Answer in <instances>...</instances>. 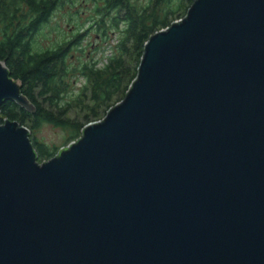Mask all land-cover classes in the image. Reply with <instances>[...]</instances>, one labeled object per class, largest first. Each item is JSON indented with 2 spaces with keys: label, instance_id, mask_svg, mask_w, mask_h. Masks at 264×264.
<instances>
[{
  "label": "water",
  "instance_id": "95a60500",
  "mask_svg": "<svg viewBox=\"0 0 264 264\" xmlns=\"http://www.w3.org/2000/svg\"><path fill=\"white\" fill-rule=\"evenodd\" d=\"M6 100L35 110L0 60ZM0 264H264V0H193L48 160L4 118Z\"/></svg>",
  "mask_w": 264,
  "mask_h": 264
},
{
  "label": "trees",
  "instance_id": "16d2710c",
  "mask_svg": "<svg viewBox=\"0 0 264 264\" xmlns=\"http://www.w3.org/2000/svg\"><path fill=\"white\" fill-rule=\"evenodd\" d=\"M64 1L0 0V60L5 62L11 76L22 82V92L35 105V110L29 112L6 100L0 107V122L8 118L25 125L29 119L26 126L31 132L48 121L70 127L69 138L77 139L84 124L104 117L106 111L124 97L150 34L181 18L193 0H177L175 7L170 5L172 0H154L152 6L146 7L131 0H107L106 5L97 10L99 19L93 21L98 38L106 44L108 26L118 28V22L124 25L118 42L111 47L112 53L101 65L97 58L81 53V48H76L77 55H71L73 47L86 35V29L68 41L51 43L41 50L33 48L34 33L49 19L51 10ZM182 7L184 14L179 16ZM110 10L115 13L109 19ZM129 49L135 58L132 67L125 64L124 56L129 54ZM81 79L83 82L79 81L77 86L75 81ZM70 90L72 95L63 98ZM73 109L77 116L70 119L67 113ZM30 140L39 162L57 153L58 147L50 150L45 143L34 140V136Z\"/></svg>",
  "mask_w": 264,
  "mask_h": 264
},
{
  "label": "rangeland",
  "instance_id": "374dc122",
  "mask_svg": "<svg viewBox=\"0 0 264 264\" xmlns=\"http://www.w3.org/2000/svg\"><path fill=\"white\" fill-rule=\"evenodd\" d=\"M154 0H131V2L136 5L146 7L148 4L152 6ZM107 0H65L63 5L57 6L51 10L49 19L41 25V27L36 31L34 38L33 48L36 50L44 49L56 42L68 41L73 36L77 35L78 32H83L86 29V35L79 41L77 47H73L71 50V55H77L78 51L76 48H81L84 54L88 57L97 58L99 65L106 61L107 56L111 54V47H114L119 40L120 30L123 28V23L118 22V28H113L108 26L107 43L102 42L99 34L96 33L94 20L96 22L99 19L98 9H101L106 5ZM172 7L177 5V0H172L170 3ZM188 6V5H187ZM23 7V6H22ZM24 9L27 10V6L24 5ZM115 11H109V19ZM184 14L183 7L179 11V16ZM179 19V18H177ZM175 20V19H174ZM93 23V24H92ZM1 28V21H0ZM101 36V37H105ZM95 48V49H94ZM129 54L126 53L125 64L132 67L134 64V54H130L131 49L128 50ZM71 75V74H70ZM72 79V77H71ZM82 79L75 81L76 85L79 86ZM77 87H75V90ZM74 90V91H75ZM70 90L65 97L68 98L71 94ZM64 99V100H65ZM52 109V108H51ZM76 110H70L67 113V117L70 119L77 116ZM30 120L27 119L25 125L29 126ZM70 127L63 126L60 124H55L52 122H42L39 127L30 132V138L34 136V140L41 141L45 143L48 149H54L55 147H61L67 145L70 141L74 140L69 138ZM80 136V135H79Z\"/></svg>",
  "mask_w": 264,
  "mask_h": 264
},
{
  "label": "flooded vegetation",
  "instance_id": "af4514ba",
  "mask_svg": "<svg viewBox=\"0 0 264 264\" xmlns=\"http://www.w3.org/2000/svg\"><path fill=\"white\" fill-rule=\"evenodd\" d=\"M26 3V2H25Z\"/></svg>",
  "mask_w": 264,
  "mask_h": 264
}]
</instances>
